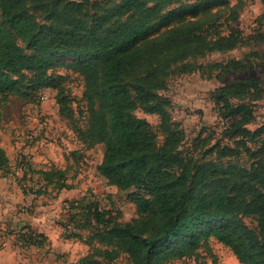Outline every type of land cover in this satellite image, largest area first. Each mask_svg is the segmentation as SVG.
<instances>
[{"label":"trees","instance_id":"16d2710c","mask_svg":"<svg viewBox=\"0 0 264 264\" xmlns=\"http://www.w3.org/2000/svg\"><path fill=\"white\" fill-rule=\"evenodd\" d=\"M232 1L120 0L99 7L93 0H0V107L11 97L31 99L43 89L56 90L60 116L86 148L102 151L99 173L110 185L133 190L138 216L126 222L93 197L68 201L64 237L90 246L75 264H125L118 260L122 255L132 264H168L197 255L212 238L229 246L242 264H264V124L251 128L254 109L233 100L254 90L263 94L264 80L243 78L216 94L227 132L242 137L237 144L251 150L245 139L262 141L251 151L250 167L193 162L180 149L183 133L159 93L174 65L189 66L193 56L238 45V32L214 31L240 16L245 1ZM64 56L76 59L62 64L84 80L80 99L67 92V74L52 71ZM248 64L229 60L222 69L243 70ZM78 100L84 105L76 109ZM138 107L160 115L161 144L152 124L135 113ZM217 147L220 156L235 153L220 143L206 153ZM72 153L78 160V150ZM18 165L21 176L0 142V177H15L23 192L75 187L68 175L72 165L35 168L28 159ZM29 171L38 174L31 176L32 184ZM7 233H16L21 246L49 243L45 232L28 223Z\"/></svg>","mask_w":264,"mask_h":264},{"label":"rangeland","instance_id":"374dc122","mask_svg":"<svg viewBox=\"0 0 264 264\" xmlns=\"http://www.w3.org/2000/svg\"><path fill=\"white\" fill-rule=\"evenodd\" d=\"M93 1L99 7H105L120 0ZM244 1V8L237 19L224 22L214 29L222 34L238 32V45L228 50H211L193 56L187 60L189 66L179 62L167 75L165 87L159 90L168 99L167 109L172 122L183 133L180 149L188 153L193 162L212 160L223 165L250 167L255 161L251 151L262 146V141L257 138H244L251 150L238 145L237 140L242 137L227 132L228 121L224 119L220 104L216 101L218 89L227 83L249 77L264 80V0ZM38 16L43 18L40 14ZM229 60H241L249 64L243 70L222 69V65ZM59 61L60 64L52 71L67 74V92L80 99L84 90L83 78L62 64L73 63L76 59L64 56L59 57ZM55 95L56 90L46 88L35 93L31 99L11 97L0 107V142L7 150L16 174H23L18 164L24 159L30 160L35 168L52 164L61 167L72 165L68 175L70 182L75 185L72 189L52 191L50 194L24 192L26 196L22 198L21 194L20 197L15 194L19 192L10 185L16 181L15 177H0L6 182L5 188L12 193L11 197H0V264H75L88 254L90 246L84 240L64 237L62 222L69 216L68 201L73 198L85 195L93 197L102 206L112 208L123 222L138 216L130 200L133 190H121L110 185L107 178L99 173L97 165L102 158V151L97 147H85L70 121L60 116ZM233 100L235 103L245 102L254 109L255 118L250 123L251 128L256 129L264 124V93L254 90L245 97ZM77 103H74L76 109L84 105L79 100ZM135 113L152 124L157 141L161 144L165 133L160 126V115L145 111L142 107H138ZM216 143L230 145L235 153L220 156L218 147L214 153H206ZM74 150H78V160L73 156ZM260 156H264V152ZM31 176L36 179L38 174L29 171V184L33 182ZM27 223L49 236V243L45 247L21 246L16 241V233H7ZM87 234L86 231L84 235ZM118 260L132 264L127 255L120 256ZM168 264L242 263L229 246L212 238L209 245L203 244L199 248L197 255L174 259Z\"/></svg>","mask_w":264,"mask_h":264},{"label":"crops","instance_id":"0c3cea01","mask_svg":"<svg viewBox=\"0 0 264 264\" xmlns=\"http://www.w3.org/2000/svg\"><path fill=\"white\" fill-rule=\"evenodd\" d=\"M4 178V177H3ZM7 178V177H5ZM5 184L6 182H4L3 180L0 179V197H11L12 196V193L10 192L9 189L5 188ZM10 185L13 186L14 190L19 192V193H15V194H19V197H20V194L23 197H25V193L23 192V190H21V187L19 186V184L15 181V182H11Z\"/></svg>","mask_w":264,"mask_h":264}]
</instances>
